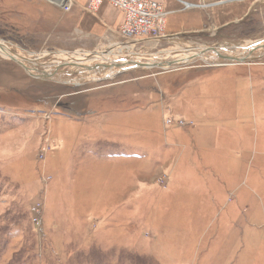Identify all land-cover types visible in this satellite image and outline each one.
Masks as SVG:
<instances>
[{
  "label": "rangeland",
  "instance_id": "1",
  "mask_svg": "<svg viewBox=\"0 0 264 264\" xmlns=\"http://www.w3.org/2000/svg\"><path fill=\"white\" fill-rule=\"evenodd\" d=\"M250 1L202 32L166 22L167 41H142L122 24L94 42L44 26L35 0H0V39L77 79L59 53L235 54L264 40ZM66 78L0 53V264H264V58Z\"/></svg>",
  "mask_w": 264,
  "mask_h": 264
},
{
  "label": "crops",
  "instance_id": "2",
  "mask_svg": "<svg viewBox=\"0 0 264 264\" xmlns=\"http://www.w3.org/2000/svg\"><path fill=\"white\" fill-rule=\"evenodd\" d=\"M35 1L36 7L40 9V19H42L43 22L41 23H43L44 26L51 25L53 26V32L60 31V34L62 35L77 38V41H82L85 38L91 41L98 39L101 41L104 37H106L108 32L107 27H118L125 21V13L108 2L102 5L99 9V13H93V11L88 9L90 0H72V6L69 9H62L51 5L47 2V0ZM155 1L159 2L168 13L167 27L169 32H172L170 33L171 35L169 34L170 36L202 32L206 30V25H214L213 20L218 16V14L234 13V11L241 9L251 2L250 0H224L222 4H218L217 2L219 0H206L205 3L211 5L209 8L188 9L185 7L186 3L198 5L201 0ZM162 41H167V37ZM76 47L77 48H73V46L65 47L63 50H91L85 46ZM253 96L255 100V93ZM224 184L226 183H222V185Z\"/></svg>",
  "mask_w": 264,
  "mask_h": 264
},
{
  "label": "bare ground",
  "instance_id": "3",
  "mask_svg": "<svg viewBox=\"0 0 264 264\" xmlns=\"http://www.w3.org/2000/svg\"><path fill=\"white\" fill-rule=\"evenodd\" d=\"M99 8L100 7H97L93 11H96ZM258 42H261V41L248 42V44L245 45L243 48H246L247 46L248 47L253 46ZM224 49H226V48H224ZM196 51H203V50H199V49L182 50L181 49V51L175 53V57L178 61L179 60L180 61H186ZM260 51H262V53L264 54V46H262L260 48ZM113 52H107L106 54H104V53L91 54V53L86 52V51H80V52L73 53V55L69 56L68 58H67V55L64 56L66 53L65 54L59 53L57 56L61 57V58L57 60L56 64L60 61H64L63 63L60 64L61 66H64V65L75 66L76 69H78V71H80L81 75L78 78V80H75L72 78H71V80H73L74 82L75 81L80 82L82 80L84 81L87 79L96 80V79H98V77H105V76L112 77V76H114L115 72L119 68L118 67H112V65H113L114 61H117V60H123L122 62L126 63V64H124L125 66L130 65L133 62H139V63L152 62V63H155L158 60L156 57H153V56L141 57V56H137V55L132 56L131 59L121 58V57L118 58V57H116V55H114L115 52L114 53ZM0 53H1V56L4 57L6 60H13V61L17 60L20 63H22L27 68V71L33 77H41L42 73H43V75L44 74H46V75L51 74V75L55 76V74L52 73L53 72L52 69H54V67H55V66H53L54 62L50 63V64L49 63L46 64V70L45 71H41L38 69L40 66H44V63L41 62L40 59L43 58L46 55V53L37 54V55L35 54V56H32V55L27 56V55L21 54V53H14V52H12V48L8 47L6 43L4 44L1 39H0ZM221 54L226 56L228 59L242 55V54L235 55V54H232L231 52H226V53L223 52ZM113 56H115V57H113ZM207 56H208L207 57L208 62H211L212 59L213 60L216 59V58H212L210 55H207ZM94 62H99L100 64L97 63L96 66L89 64V63H94ZM212 62H214V61H212ZM231 64H235V63L228 61L227 64H225V65H231ZM96 68H98L101 71L95 72ZM73 69H75V68H73ZM65 78H66V76H65ZM69 80H70V78L67 77L65 81H69Z\"/></svg>",
  "mask_w": 264,
  "mask_h": 264
},
{
  "label": "built area",
  "instance_id": "4",
  "mask_svg": "<svg viewBox=\"0 0 264 264\" xmlns=\"http://www.w3.org/2000/svg\"><path fill=\"white\" fill-rule=\"evenodd\" d=\"M205 1L201 0L198 5L186 3L185 7L188 9H207L211 5L206 4ZM47 2L62 9H69L73 1L47 0ZM104 2L115 5L125 13L126 18L122 26V33L128 39H166L165 26L168 13L158 2L152 0H90L88 9L93 11ZM223 2L224 0H219L217 3L222 4Z\"/></svg>",
  "mask_w": 264,
  "mask_h": 264
},
{
  "label": "water",
  "instance_id": "5",
  "mask_svg": "<svg viewBox=\"0 0 264 264\" xmlns=\"http://www.w3.org/2000/svg\"><path fill=\"white\" fill-rule=\"evenodd\" d=\"M262 46H264V40L256 43L253 46L247 47V48H239V51L237 53H235V55H239V54H242V55L237 56V57H232L230 59H228L226 56L221 54V52H219L216 48H209V49L203 50V51H196L186 61H180V60L178 61L174 54H167L165 56H162V58L157 57L158 60L156 62L154 61L155 63H152V62H149V63L133 62L130 65L125 66L124 64H126V63L122 62L123 60H117V61H114L113 65L112 64L111 65H112V67H118L119 68L115 72V74H118L120 72H126L128 70L138 69V68H158V69H165V70L180 69V68L186 67L188 65H191L193 63L199 62V61L207 63L208 62L207 61V57H208L207 55H210L212 58H216L214 60L212 59V61H214V62H212V61L208 62L210 65L223 66V65L227 64L228 61H231L233 63H247L250 61H254V60L264 58V54L262 53V51H260V48ZM64 53H66L69 56H71L73 54L71 52H64ZM91 54H94V53H91ZM14 61L17 64L21 65L25 69V71L31 76V74L27 71V68L22 63H20L17 60H14ZM98 71H101V70L96 68L95 72H98ZM52 73H54L55 76H53L51 74H49V75L44 74L43 75V73H42V75H41V77H39V79L41 78V80L54 81V82L56 81L58 83H66L62 79L63 78L65 79V76L70 78L68 74L56 76V73H57L56 70H54ZM78 78L75 80H78ZM108 78H109V76L98 77V79H96V80L102 81V80H105ZM69 82L74 83V81L71 80V78H70Z\"/></svg>",
  "mask_w": 264,
  "mask_h": 264
}]
</instances>
